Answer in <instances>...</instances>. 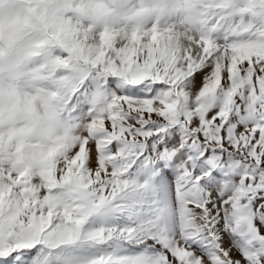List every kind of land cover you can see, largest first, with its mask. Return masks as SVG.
Returning <instances> with one entry per match:
<instances>
[{"label": "snow or ice", "instance_id": "6c2138e0", "mask_svg": "<svg viewBox=\"0 0 264 264\" xmlns=\"http://www.w3.org/2000/svg\"><path fill=\"white\" fill-rule=\"evenodd\" d=\"M207 2L181 44L97 38L80 0H46L95 130L0 165V264H264V0Z\"/></svg>", "mask_w": 264, "mask_h": 264}, {"label": "rangeland", "instance_id": "374dc122", "mask_svg": "<svg viewBox=\"0 0 264 264\" xmlns=\"http://www.w3.org/2000/svg\"><path fill=\"white\" fill-rule=\"evenodd\" d=\"M48 7L46 0H0V165L14 171L70 153L95 130L69 107L78 82ZM76 8L97 38L109 31L122 41L140 33L186 44L213 19L207 0H80ZM101 110L94 100L85 112Z\"/></svg>", "mask_w": 264, "mask_h": 264}]
</instances>
